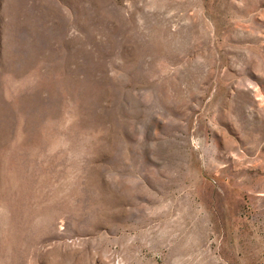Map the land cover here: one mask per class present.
<instances>
[{
  "label": "rangeland",
  "instance_id": "obj_1",
  "mask_svg": "<svg viewBox=\"0 0 264 264\" xmlns=\"http://www.w3.org/2000/svg\"><path fill=\"white\" fill-rule=\"evenodd\" d=\"M0 264H264V0H0Z\"/></svg>",
  "mask_w": 264,
  "mask_h": 264
}]
</instances>
